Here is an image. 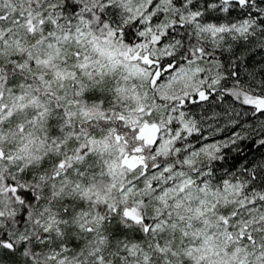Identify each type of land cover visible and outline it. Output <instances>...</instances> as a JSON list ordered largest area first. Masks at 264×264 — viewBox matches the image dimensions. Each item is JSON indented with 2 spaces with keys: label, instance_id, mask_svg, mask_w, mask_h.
<instances>
[{
  "label": "snow or ice",
  "instance_id": "obj_1",
  "mask_svg": "<svg viewBox=\"0 0 264 264\" xmlns=\"http://www.w3.org/2000/svg\"><path fill=\"white\" fill-rule=\"evenodd\" d=\"M0 264H264V0H0Z\"/></svg>",
  "mask_w": 264,
  "mask_h": 264
}]
</instances>
